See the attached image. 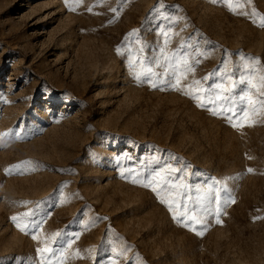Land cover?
<instances>
[{"label": "rangeland", "instance_id": "rangeland-1", "mask_svg": "<svg viewBox=\"0 0 264 264\" xmlns=\"http://www.w3.org/2000/svg\"><path fill=\"white\" fill-rule=\"evenodd\" d=\"M0 264H264V0H0Z\"/></svg>", "mask_w": 264, "mask_h": 264}]
</instances>
